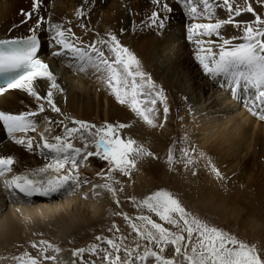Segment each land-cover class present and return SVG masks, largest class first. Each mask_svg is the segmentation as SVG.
Here are the masks:
<instances>
[{
    "label": "bare ground",
    "instance_id": "obj_1",
    "mask_svg": "<svg viewBox=\"0 0 264 264\" xmlns=\"http://www.w3.org/2000/svg\"><path fill=\"white\" fill-rule=\"evenodd\" d=\"M164 1L171 11L162 9L152 0H41L35 11L34 0H0V39L30 35L29 29L36 25L38 17L43 16L37 31L44 37L42 55L50 62L59 85V89L53 90V100L59 112L52 111L47 101H38L22 89H9L0 94V111L38 113L34 117L37 124L34 132L16 134L17 139L32 138V150L16 143L0 122V156H13L16 161L13 172L7 174L8 178L16 174L31 176L50 163L40 154L41 133L51 141L54 136L63 134L65 125L77 127L73 122L76 120L97 127L128 124L130 127L120 130L121 136L143 141L153 149L158 146L149 151L157 159L149 155L141 161L139 171L127 177H121L122 173L118 174L116 170L110 172L108 161L90 156L74 171L76 182L70 181L51 200L33 205L20 204L22 200L18 197L16 200L20 203L14 202L9 195L11 188L1 177L0 250L16 243L28 245L30 241L49 236L60 241L63 248L65 244L70 245L66 248L71 251L83 244H91L107 230L115 232L116 228L127 225L122 220H126L124 214L132 219L123 201H130L135 190L142 191L145 182H158L169 173L174 174L172 181L180 191L203 194L202 204L214 217L217 215L222 223L237 229L239 234L248 235L253 231V241L264 245V182L259 180L264 163H257V159L264 162V112L258 111L259 102L253 105L250 101L245 105L246 98L240 97L242 93L234 92L228 80L225 84L219 77L205 72L197 58L207 54L201 48H211L218 53L223 39L242 37V27L226 24L219 29V35L201 34L203 30L196 29L200 37H193L190 33L195 25L228 19L229 13L222 6V0H209L213 13L205 18L200 15L202 4L197 14H190L185 1ZM246 3H251L254 12H241L240 16H234V21L254 23L256 15L264 17V0H233L234 7L243 8ZM218 4L221 6L217 7ZM153 8L161 11L162 19L169 18L165 30L166 25L159 27L163 30L160 33L150 20ZM22 10L23 13L34 12L30 22L25 21ZM78 10L85 14L77 16ZM55 24L71 29L79 38L78 44L86 49L100 38L108 39V33L115 34L131 51L141 40L160 36L162 48L148 43L142 48L147 62L160 71L170 91L171 96L164 94L167 113L164 112L165 102L158 100L156 110L150 113L154 125L148 124L130 105L119 102L103 71L95 68L79 70L75 60L55 56L53 48L58 50L61 47L55 46L54 32L49 31V26ZM197 40L205 41V44L199 45ZM241 42V39L232 41L233 44ZM97 47L106 51L104 46ZM179 68H183V75H177ZM49 86L46 79L34 83L41 96H46ZM151 91L154 97L156 91L154 88ZM40 103L45 106L43 112H38ZM92 139L87 137L88 150L94 152L96 148ZM73 143L82 148L85 140L74 139ZM170 151L174 156L171 162L168 160ZM214 168L219 170V176ZM57 174H64L63 170L61 173L49 170L39 178ZM105 183H110L117 191L112 193L99 187ZM126 183L136 185L135 189ZM125 246L131 249L126 242ZM143 250L140 246L132 257L127 253L122 255L132 259L133 264H140L133 256L142 254ZM170 251L175 254V248ZM175 259L180 261L182 257L175 254ZM102 264L110 262L103 261ZM148 264H155L154 258L150 257Z\"/></svg>",
    "mask_w": 264,
    "mask_h": 264
},
{
    "label": "snow or ice",
    "instance_id": "obj_2",
    "mask_svg": "<svg viewBox=\"0 0 264 264\" xmlns=\"http://www.w3.org/2000/svg\"><path fill=\"white\" fill-rule=\"evenodd\" d=\"M153 3L160 5L162 9L171 11L164 0H153ZM189 6L190 14H197L200 4L203 10L200 15L213 13V5L209 0H185ZM41 0H34L33 9L38 10ZM221 5H217L219 7ZM222 6L229 13L226 20H217L215 23L197 24L192 31L202 29L201 34L219 35V29L226 24H235V27L241 28L242 37H232L223 39L218 53L213 52L211 48H201L206 55H198V59L205 72L211 73L216 77H224L230 82V87L238 95L240 93H250L252 95V104L264 106V17L256 15L255 22L234 21V16L238 17L241 12H254L251 3L241 8L233 6V0H222ZM34 12H25L27 19H31ZM82 10L77 11V16H83ZM151 23L157 27H163L165 20L160 17L158 12H153L150 17ZM43 19L38 17L36 25L29 29L31 35L21 38L0 39V74H6L7 79L4 86H0V92L6 89H22L36 100L47 101L52 111L59 112L53 100V90L59 89L56 83V76L50 70L48 64L37 57V52L41 47V41L37 35L40 24ZM83 27V25H81ZM49 31L54 32L52 39L56 45L61 46V51L54 55L70 54L76 62L79 70L95 68L103 71L107 77V83L112 89L121 104L130 105L131 109L140 116L145 122L154 125V120L150 113L154 112L157 101L165 102L164 112L167 113L168 107L163 90L156 91L153 97L151 89L155 87L150 77L141 69L139 59L126 46L121 44L118 37L113 33H108V39L100 38L95 43L84 48L78 46L79 38L71 32V29H65L60 24L50 25ZM75 39L76 42H73ZM235 39H241V43L233 44ZM197 44L203 45L205 41L197 40ZM208 43H211L210 41ZM97 45L104 46L105 50ZM107 53H110L109 56ZM37 79H46L50 82L46 96H41L34 87ZM145 97H149L145 99ZM150 105V106H149ZM44 104L40 103L38 112L44 111ZM37 112L27 111L17 114L0 111V122L7 133L16 143L26 145L29 150L33 149L32 138H19L17 133H28L36 130L37 124L34 117ZM77 127H64L62 135H56L50 141L41 133L42 143L39 144L40 154L50 160L44 168L39 169L33 175L16 174L10 178L8 173L13 172L15 158L13 156H0V177H4V183L8 188L19 190L26 196L34 194L49 195L57 192L69 185V182H76L77 175L75 170L80 168V164L90 156H98L110 163L111 171L119 170L127 173L129 168L136 166V157L141 155H152L147 152L143 146L138 145L132 138L124 139L120 135V130L130 127L128 124L117 123L105 124L97 127L86 121H73ZM95 129V131H93ZM87 134V135H86ZM92 137L91 143L94 144L96 151H89L87 137ZM74 139H84L85 144L76 147ZM171 162L174 156L171 151L168 156ZM49 170L55 173L64 174L51 175L43 177ZM219 176V170L213 169ZM109 179L111 177L109 176ZM110 192L117 191L110 183L100 185ZM118 202V201H117ZM138 207L148 209L155 213L162 221L170 225H175L180 230L171 231L162 223L152 219L150 215L141 214L136 219L142 223H136L129 218V224L141 238L161 245L160 252L154 251L145 246L142 254H138L136 259L140 264H148L150 257L154 258L155 264H264V256L256 249L237 237L225 232L215 226L209 225L203 219L189 213L171 192L167 190H158L140 201ZM181 224L183 227L181 228ZM119 231V229H116ZM106 239L108 245L119 253L121 244L116 240L96 237V240ZM126 239L120 237L121 242ZM175 246V254L182 257L180 261L173 258H166L162 255L164 247L167 245ZM33 248L39 247V255H32L25 251L22 255L13 257L18 264H43V260L55 261V256L46 255L49 249L59 253L61 249L47 240L32 243ZM99 244L93 243L86 248H78L74 255L82 257L85 252L96 253ZM140 245L136 244L135 249L124 247V251L129 257L133 252H138ZM107 258L110 264H133L132 259L122 260L118 254L107 249Z\"/></svg>",
    "mask_w": 264,
    "mask_h": 264
},
{
    "label": "rangeland",
    "instance_id": "obj_3",
    "mask_svg": "<svg viewBox=\"0 0 264 264\" xmlns=\"http://www.w3.org/2000/svg\"><path fill=\"white\" fill-rule=\"evenodd\" d=\"M164 2L167 3L166 1H164ZM23 11L24 10H22V12ZM154 11L158 12L161 15V11H158L156 8H153L150 11L151 15ZM23 14L24 13H22V15ZM146 20H147V22H149L148 19H146ZM164 25H166V26L163 30H165L167 28L166 20H165ZM157 30L159 33L161 31H163V30L159 29V27H157ZM162 42H163V40L160 36H158L152 40L148 39V41L145 38V39L141 40L140 42H138L137 44L134 45L132 52L139 59L140 64H141V69L154 82L155 91L163 90V94H168L171 96L170 91L168 90V87H167L165 81L161 77L160 71H156L155 68H153L147 62V59H146L145 55L143 54V48H142L143 44L148 43V44H152V45L157 46V47L161 46V48H162ZM185 67H186V65H185ZM183 73H184L183 68H179L177 71V75L180 76V75H183ZM122 137L124 139H127L124 136H122ZM135 141L137 142L138 145L143 146V148L147 152H149L150 150L154 151L155 149L158 148V146H154V149H153V147L151 145L147 146L144 144L143 141L138 142L136 139H135ZM257 149L259 150V152L261 151V148H257ZM255 155L257 156L258 152ZM148 156L149 155L137 156L136 157V166L134 168H129L127 170V173L121 172L119 170H116V172L118 174L122 173V175H120L121 177H127L130 175H133L136 173V171H139L141 161L142 160L144 161V158H147ZM151 156H152V159H157L155 154H153V152H152ZM259 159H260V156H259ZM262 161H264V160H262ZM214 163H216V162H214ZM257 163L262 164L264 162H261V160L257 159ZM166 165H168V164H166ZM262 176L264 177V172L260 174L261 178H262ZM173 177H174V174L169 173V174H166L163 178H161L160 181L151 182L153 185L150 182L149 183L151 185L149 183L145 182L144 188L142 191L135 190V192L131 195L132 198H130V201H129V199H128V202L123 201L125 206L128 208L127 210H128V213L131 215L132 220L136 219V217L140 216L141 214L150 215L152 217V219L156 220L159 223H162L166 228H169L171 231L178 232L180 229L177 228L175 225H170L166 221L160 220V218L158 216H156L155 213L149 212L148 209H146V208L138 207L140 201L143 200L148 195H150V194H152L158 190H161V189L167 190V191L171 192L177 199L180 200L181 204L185 207V209L189 213L203 219L209 225H212V226H215L217 228L224 230L225 232L237 237L241 241H244L250 245H254L256 247V249L260 252V254L262 256H264V245H260V244L255 243L253 241V239H252L253 238V236H252L253 231L248 232L249 236L247 235V233H244V232H241V234H239V231L237 229L228 227L226 223H222V221L217 217V215H215V217H214L213 214L209 210H207L205 206H203V204H202V200L204 198L203 194H199V193L194 192V191L191 193H186V192L180 191L178 189V187L174 185V182L172 181ZM260 177H259V180L261 183H263L264 178L261 179ZM201 180L202 179L200 178L199 182H201ZM125 185L128 187L132 186L133 189H135L134 187L136 186V185H129L127 183ZM201 186H202V183H201ZM115 197L117 198L118 196H115ZM122 220L125 221L127 225H125L124 227H118L119 231L116 230L115 232H112L113 229H109V230H107L106 233H102V235L100 236L102 238H108V239L116 240L117 243H120L121 249H120L119 253H115V251L111 248V246L107 244L106 239H101L99 241L93 239L91 244L96 243V244H99V246H100L99 249L97 250V252L96 253L85 252L82 254V257H78V256H75L73 254L74 251H71L68 248H66L67 246H70V245H68V244L66 245L64 243L65 245L63 248L60 245L61 244L60 241H56V239L49 236V237H45L44 239H35L33 241H30L28 243V245H22L20 243H16L14 245L12 244V245L7 246L6 248H3L2 250H0V264H18V262L15 261L13 259V257L20 256L25 251L31 253L32 255H39V252H40L39 247L33 248L32 243L36 242L37 244H39V241H41V240H47L50 243L58 246L61 249V251L59 253H56L52 249H49L48 252L46 253V255L55 256L56 260L55 261L43 260V258L41 257L43 264H91V263L92 264H102L103 261H105L106 263H109V262H107L108 261L107 254L105 251H103L104 249H107L108 251L113 252L114 255L118 254L122 260H127L128 256L122 255V254H126V252L124 251L125 242H126V244H129V246H131V249H134L136 244H139L140 246L143 247V249L145 248V246H147L148 248H151L154 251L160 252L161 245L156 244V243L151 242V241L144 240L135 231H133V229L131 228V226L129 224L128 219H126V220L122 219ZM122 220H119V221H122ZM136 223L139 224L142 222L138 221ZM180 227L182 228L183 225L181 224ZM120 237H125L126 239H124V240H126V241L124 242V240H123L121 242ZM91 244H83V246L81 248H86ZM173 248H175L174 245H171V244L167 245L166 247H164L162 255L166 258H173V257L175 258V254H173V252L170 251ZM74 250H76V249H74ZM135 257L136 256L134 255L133 258H135Z\"/></svg>",
    "mask_w": 264,
    "mask_h": 264
}]
</instances>
